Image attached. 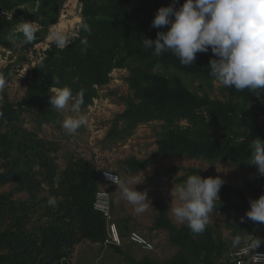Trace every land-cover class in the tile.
Here are the masks:
<instances>
[{
    "label": "trees",
    "instance_id": "trees-1",
    "mask_svg": "<svg viewBox=\"0 0 264 264\" xmlns=\"http://www.w3.org/2000/svg\"><path fill=\"white\" fill-rule=\"evenodd\" d=\"M66 0H0V47L13 49L16 43L24 50L42 43L50 26L57 24L59 10ZM81 6L82 23L64 48L54 45L44 52L42 60L31 69V83L24 97L13 104L7 99L0 105V187L16 184L14 190L0 194V264H69L76 245L83 241L102 245L106 239L104 218L93 210V200L98 189V173L82 158L70 159L65 168L55 163L53 155L58 148L52 142L39 138L20 125L24 113L35 111L41 122L56 123L60 120L49 104V95L57 87L68 86L75 94L84 90V105L95 98L97 89L108 84L115 69H128L127 78L131 95L124 99L125 109L114 119L106 138H126L140 124L161 121L164 132L157 139V151L145 160H125L123 165L130 173L142 172L151 162L166 156H185L204 159L213 163L229 160L232 164L254 172L255 189L264 194V177H259L254 165L249 164V144L254 137L264 140V126L236 137L242 142L209 136L214 128L244 125V109L253 106L264 114V92L237 91L226 88L229 96L241 104L210 100L206 93H192L178 77L160 73H176L211 83L208 62L215 58L211 51L197 53L194 64L182 66L179 59L165 52L154 56L153 49L143 46V37L155 39L163 29L153 28L151 22L157 9L168 6L172 0H77ZM183 0H179V7ZM35 8L34 11L32 9ZM10 16V17H9ZM38 24L36 38L24 42L17 31L22 20ZM12 35L13 38L8 37ZM87 38L88 45L80 43ZM10 66L0 70L7 79ZM59 81V83H57ZM205 109V110H203ZM208 112L206 118L201 112ZM186 121L191 127H182ZM123 128L117 132L118 124ZM171 167L169 173L179 171ZM179 181L189 175L206 174L194 169H184ZM24 193L26 200L17 201L15 194ZM225 199L241 198L243 194L226 184L220 189ZM55 197L57 207L47 204ZM154 229L170 233L171 240L182 246H192L207 257L205 264H216L211 259L215 250L225 253L227 248L215 247L209 230L194 235L187 226L175 228L160 207ZM128 232V231H127ZM127 232H121L122 237ZM122 254L127 264H155L145 260L134 262L120 247L110 246ZM175 264V263H174ZM185 264V263H182ZM219 264H228L222 262Z\"/></svg>",
    "mask_w": 264,
    "mask_h": 264
},
{
    "label": "rangeland",
    "instance_id": "rangeland-1",
    "mask_svg": "<svg viewBox=\"0 0 264 264\" xmlns=\"http://www.w3.org/2000/svg\"><path fill=\"white\" fill-rule=\"evenodd\" d=\"M34 10L35 8L32 9V11ZM60 21L64 23L61 29L73 39L76 35L72 36L71 34H76L82 23L81 6L77 0L64 2L59 10L57 23ZM21 22L31 21L25 19ZM54 25L48 28L46 38L42 43L36 44L28 50L21 47V44L24 43H16L11 50L0 47V70L10 66L0 105L5 99L15 104L24 97L31 83V69L42 60L44 52L50 45L55 44L50 37L52 30L57 29L54 28ZM33 26L36 30L38 29L37 23L33 22ZM158 72L180 78L192 93L199 96L206 93L209 99L213 101H232L235 104H241L240 101L232 99L226 87L220 85L216 80L207 84L202 79L184 76L173 70H160ZM129 75L128 69H115L111 72L109 83L98 88L92 103L82 108L83 113L87 116V125L81 127L75 135H68L62 127L58 128L56 123L41 122L35 111L22 114L20 125L35 133L39 138L57 146L58 151L53 157L61 169L67 166L70 159L82 158L98 174L101 171L111 170L121 177H130L133 181H141L135 185V188L137 191H146L151 204V207L143 214L134 212L133 207L121 198L117 186L110 188L112 216L120 231H137L153 246L152 251L145 252L124 239L120 250L132 258L134 262L145 260L155 264H205L206 255L195 251L192 246L174 243L169 232L153 228L159 216L160 207L164 208L166 217L175 228H182L186 225L174 221L171 208L176 202L175 193L172 189L176 184L181 183L179 179L186 173L184 169L199 170L208 177L219 176L225 181L224 184L239 190L247 200L249 198L256 199L261 195L254 186V172L234 165L229 160H218L210 163L204 159H192L185 156H166L151 162L142 172H128L123 162L131 158L145 160L152 157L157 151V139L164 132L161 121H151L137 126L126 138H106L113 126L114 119L125 109L124 99L131 95L127 81ZM53 110L60 122L70 114L67 109L57 110L53 108ZM201 113L209 118L208 112ZM243 120L244 125L230 127L231 129L224 127L211 129L209 136L217 141L229 139L239 143L244 139L236 137L238 134L245 132L246 135H250L254 129L264 126V114L251 105L244 109ZM179 125L192 128L186 121L179 122ZM123 127V124L119 123L117 132ZM173 166L180 168V170L174 173L167 172ZM15 187L16 184L0 187V194L8 193ZM218 195L219 201L215 202L216 206L210 213L209 222L206 226L215 247L224 246L227 248V251L221 254L217 253V249L215 250V255L213 253L211 259L216 264L226 262L231 251L244 246L248 240V234L264 239V230H259L257 223L246 217L243 222L240 219L245 216L249 205L237 196L225 199L220 192ZM13 199L22 201L26 200L27 196L24 193L15 194ZM3 227L0 223V230ZM236 234H240L245 243L234 248L231 241ZM69 264L127 263L124 256L116 253L110 246L83 241L75 246Z\"/></svg>",
    "mask_w": 264,
    "mask_h": 264
},
{
    "label": "clouds",
    "instance_id": "clouds-1",
    "mask_svg": "<svg viewBox=\"0 0 264 264\" xmlns=\"http://www.w3.org/2000/svg\"><path fill=\"white\" fill-rule=\"evenodd\" d=\"M178 3L179 0H172L168 6L157 9L151 26L157 29L166 26L167 30L158 31L154 40L143 37V46L153 49L152 54L156 57L171 52L182 66L194 64L197 53L210 50L215 58L209 59V75L220 85L237 91L264 92V0H183L176 7ZM81 26L84 31H90L86 23ZM17 31L22 33L26 43L36 38L33 22L19 23ZM50 37L60 48L71 43V36L62 29H53ZM80 43L86 48L87 38H81ZM6 83L0 73V100ZM49 104L70 113L60 122L68 135H75L87 125V116L82 111L83 89L74 94L68 86L54 88L49 95ZM249 150V164L256 167L259 177H264V140L254 137ZM103 172L135 213L143 214L151 207L147 192L135 188L141 181L121 177L111 170ZM224 183L219 176L202 178L193 174L176 184L172 189L176 200L171 208L174 221L185 224L194 235L202 234ZM47 204L57 207L56 198L49 197ZM245 217L264 224V194L256 199L249 198V209L240 218L242 222ZM242 243L245 241L240 234L232 238V247H239ZM262 243L264 239L248 234L246 244L249 251H255Z\"/></svg>",
    "mask_w": 264,
    "mask_h": 264
},
{
    "label": "built area",
    "instance_id": "built-area-1",
    "mask_svg": "<svg viewBox=\"0 0 264 264\" xmlns=\"http://www.w3.org/2000/svg\"><path fill=\"white\" fill-rule=\"evenodd\" d=\"M107 171V170H105ZM98 189L95 192L93 200V210L99 213L106 223V239L104 246H116L121 247L124 239L145 252L153 250L152 244L137 231H128L125 237L120 234V229L116 225L112 216V201L110 195V188L116 185L108 181L104 172L101 171L98 174ZM264 251L256 249L255 251H249L247 244L239 247L229 253L227 256L228 264H264Z\"/></svg>",
    "mask_w": 264,
    "mask_h": 264
},
{
    "label": "crops",
    "instance_id": "crops-1",
    "mask_svg": "<svg viewBox=\"0 0 264 264\" xmlns=\"http://www.w3.org/2000/svg\"><path fill=\"white\" fill-rule=\"evenodd\" d=\"M111 188H113V187H111ZM255 223H257V228L259 229V230H264V224H261V223H259V222H255ZM263 239V238H262ZM132 245V244H131ZM134 246V245H133ZM258 250H260V251H264V243H262L261 245H260V247L259 248H257Z\"/></svg>",
    "mask_w": 264,
    "mask_h": 264
},
{
    "label": "bare ground",
    "instance_id": "bare-ground-1",
    "mask_svg": "<svg viewBox=\"0 0 264 264\" xmlns=\"http://www.w3.org/2000/svg\"><path fill=\"white\" fill-rule=\"evenodd\" d=\"M63 26H64L63 21H60L59 23L54 25V28L61 29V28H63Z\"/></svg>",
    "mask_w": 264,
    "mask_h": 264
}]
</instances>
